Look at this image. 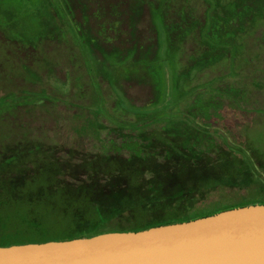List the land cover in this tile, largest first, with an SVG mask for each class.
I'll use <instances>...</instances> for the list:
<instances>
[{
	"label": "rangeland",
	"instance_id": "1",
	"mask_svg": "<svg viewBox=\"0 0 264 264\" xmlns=\"http://www.w3.org/2000/svg\"><path fill=\"white\" fill-rule=\"evenodd\" d=\"M106 1L76 0L72 26L59 18L53 0H0V102L13 104L0 114V212L53 213L43 219L48 236L59 237L66 231L69 219L60 213L75 209L65 205L63 188L95 194L97 188L110 194L136 188L146 194L154 186L165 184L175 190L192 178L224 172L213 168L219 152L225 151L220 137L218 151L193 156L186 138L196 135L198 128L175 118V100L182 91L177 84H184L188 95L193 92L187 79L191 73H183L191 68L196 72L194 62L207 50L200 31L184 39L178 32L192 21L205 27L215 1L124 0L123 5L121 0L117 5ZM229 1L223 0L221 12ZM248 4L240 9H247L241 12L249 13V18L236 17L226 25L243 38V52L235 65L218 60L196 77L197 84L219 79L218 90L241 91L243 105L236 95L227 94L232 97L226 98L218 114L213 112L212 121L215 128L232 133L236 144L245 145L242 154L251 152L260 158L264 155V18L259 20L258 14L264 0ZM141 6L143 13L138 15ZM5 12L13 13L24 26H6ZM254 19H258L255 28ZM164 20L179 30L172 32L175 45L168 53ZM174 60L184 77L177 73ZM192 99L181 104L183 112L193 105ZM38 100L43 102L34 104ZM138 152L144 153L138 156ZM173 152L181 156L176 165ZM143 154L149 155L147 162L142 161ZM93 161L101 168H86ZM41 186L48 188L39 196ZM244 197H249L244 189L217 190L199 201L195 210H215ZM0 224V237L25 232L23 236L35 240L32 229L20 230L15 219L4 216Z\"/></svg>",
	"mask_w": 264,
	"mask_h": 264
},
{
	"label": "trees",
	"instance_id": "2",
	"mask_svg": "<svg viewBox=\"0 0 264 264\" xmlns=\"http://www.w3.org/2000/svg\"><path fill=\"white\" fill-rule=\"evenodd\" d=\"M53 1L59 18L61 17L66 25L69 24L75 26L76 0ZM87 1L92 2V0H80V4ZM114 1V5H117L116 3L118 0ZM121 1V4L123 5L124 0ZM213 1H215V6L211 5V11L209 12L205 27H202L190 20L192 21L190 26H187L185 29L181 30V32H178V37L180 39H184L189 36V34L193 33V31H200L201 41L207 50L204 51L194 62L196 63V72L194 68H191L187 71L184 70L183 74H189V72L191 73L187 79L191 82L190 88L193 90V92L188 95V92L184 91L183 89L184 84H177V90H179L182 86V91L175 100V107H178V114H176L177 116H175V118L180 119L181 121H184L188 124L192 123L193 126L198 128L196 130V135L194 133L189 135V138H186L187 144L190 146L193 156H198L196 154L200 153L202 155H207L211 154L209 152L218 151V146H220V144L217 142V139L218 136L220 137V139L224 142L225 151L219 152V163L213 168H222L224 172L220 173V171H214L211 175L200 179L195 178L194 181H192V178L183 184L182 188L175 190H171L172 188L170 189L169 187L167 188V186L163 183L164 186H154V188H151L146 194H141L136 188L122 194H110L106 189L105 191H98V188L95 189L97 192L96 194L93 190H84L82 192L79 191V193L71 192L69 189L63 188L60 193L64 194L63 196L67 200L65 205H75V209L73 208L71 214H68L69 212L67 211L65 214L60 213V215L62 214L63 217H68L69 219L66 231L62 232L59 237L48 236L49 234L47 233V228L45 226L46 222L43 219H46V217L49 218L51 215H54L53 213L46 215L42 214L40 211H29L27 214H22L18 211L15 212L6 210L4 213L0 212V218L6 216L11 219H15L16 226L20 230L26 231L30 228L35 233L36 237L35 240H31L32 238L23 236L25 232L20 233L22 236L8 235L5 237H0V246L9 247L12 245L28 243H46L49 241L73 240L77 238L94 237L109 232H138L156 226L188 222L239 207L264 204V155L263 157L258 158L257 156H253L251 152L242 154V150L245 148V145L236 144L237 138L232 133L226 130L225 132L221 130V128H215V125L212 121L214 119L213 112L215 115L216 113L218 114L223 102L232 97H228L227 94L233 96L236 95L237 98L235 97V99L240 105H243L242 100L245 99L244 96L241 97V91L237 92L232 88L218 90L219 87H217V85L219 82H221L219 79H214L203 84H197L198 79L196 74H203L202 72L204 70L209 69L211 65H215L218 63V60L220 62L223 59L229 60L232 67V65H235L236 63V56L243 52V38L238 37V34L234 32H229V30L226 28V25H231L236 17L241 18V20L245 18L244 16L249 18V13H245L243 11L241 12V10L247 9H240L248 6L249 0L247 3V0H230V4L227 6L228 8L223 7V12H221V4L223 0H220V2L217 0ZM108 2L109 0L106 1V4H108ZM114 5L111 7H116ZM2 6L3 5L0 4V9ZM238 9L240 10L238 11ZM142 13L143 6L139 8V12L137 14L140 15ZM15 17L16 16L13 15V13L5 12L3 16V23H5V25L9 26L10 28H13L17 25H22L23 27L24 25L22 23L14 20ZM222 18L226 19L225 23ZM258 18L259 20L264 18V7L259 8ZM182 20L186 25H188L187 21L189 20L183 17ZM256 22H258V19L253 20L251 27L255 28ZM163 23L165 25V20ZM77 25L78 24H76V27ZM171 26L165 25L168 34L167 53L171 51L175 45V43H173L172 32L177 30V25ZM248 27L250 28V26ZM21 34L25 33L22 31ZM58 34L60 36V30ZM156 37H158L157 34ZM240 41L241 43L239 44ZM174 64L175 68L177 69V73L184 77L183 74H180L176 60H174ZM232 73L235 75L236 72L232 70L231 74ZM191 98L194 100L193 105L188 106L183 112L181 110V104L183 102L186 103ZM38 101H36L34 104H40L43 102V100ZM0 104L2 106L1 108H3V110L0 109V114L5 111H10L13 108V104L11 105L10 103L2 104L0 102ZM224 133L227 134V136H224ZM178 139L179 138L175 140L176 145L177 141H179ZM229 152L231 154H228ZM142 153L144 152H138L136 154L139 156ZM216 154H218V152ZM143 155L145 156L146 154ZM148 157L149 155H146L145 158L142 157V161L147 162L149 160ZM16 158L17 156L11 158L9 162L12 160L14 161ZM171 159L175 162L173 165H176L178 161H181V156H178V153L173 152ZM90 166L91 167L86 168H101L100 166L94 167V161L92 164H90ZM163 180L166 181L165 178H163ZM45 188L47 189L48 187ZM45 188L44 186H41V188L38 190L39 196L43 194ZM236 188L239 190H246L249 193V197H244L242 200L232 204L220 206L215 210H195V205L211 193L217 190ZM17 192L20 193V190ZM32 194H34V192ZM36 214L39 217H37ZM0 226H2V224H0Z\"/></svg>",
	"mask_w": 264,
	"mask_h": 264
},
{
	"label": "water",
	"instance_id": "3",
	"mask_svg": "<svg viewBox=\"0 0 264 264\" xmlns=\"http://www.w3.org/2000/svg\"><path fill=\"white\" fill-rule=\"evenodd\" d=\"M0 264H264V204L138 232L0 246Z\"/></svg>",
	"mask_w": 264,
	"mask_h": 264
}]
</instances>
